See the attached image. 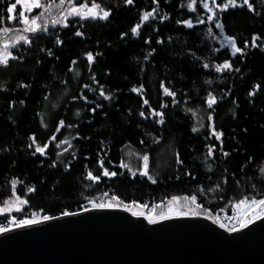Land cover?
<instances>
[{"label":"trees","instance_id":"obj_1","mask_svg":"<svg viewBox=\"0 0 264 264\" xmlns=\"http://www.w3.org/2000/svg\"><path fill=\"white\" fill-rule=\"evenodd\" d=\"M202 1L71 0L110 15L64 26L52 25L59 10L43 1L27 32L13 29V0H0L2 38L30 40L13 42L0 65V204L23 201L0 228L175 197H195L211 219L264 199V0L217 10L210 23ZM214 22L241 51L216 49ZM125 148L148 156L153 181L120 165Z\"/></svg>","mask_w":264,"mask_h":264},{"label":"water","instance_id":"obj_2","mask_svg":"<svg viewBox=\"0 0 264 264\" xmlns=\"http://www.w3.org/2000/svg\"><path fill=\"white\" fill-rule=\"evenodd\" d=\"M0 264H264V218L228 232L203 216L89 208L1 231Z\"/></svg>","mask_w":264,"mask_h":264},{"label":"rangeland","instance_id":"obj_3","mask_svg":"<svg viewBox=\"0 0 264 264\" xmlns=\"http://www.w3.org/2000/svg\"><path fill=\"white\" fill-rule=\"evenodd\" d=\"M43 1L44 2L46 1V5L48 2L49 3L53 2L54 4H49L46 7L50 6V7L57 8L59 10L57 14L52 16L51 22L53 26H64L67 19L72 18V17H77L79 19H89V18L98 19L100 16L103 15V11H101L99 8L94 7L95 6L94 4L83 3L80 5H76L73 2L67 4V2H70L71 0H64L66 2L61 4V0H40V3L42 6H45V3L42 4ZM226 3H227V0H224V1L221 0V2H219V0H215V2H213V0H203L201 2L202 9L207 13V16H206L207 23H210L212 21V19L214 18L215 11L222 10V6ZM14 4L16 5L14 12L9 13V18L11 19V21L14 19L13 16H16L15 12L17 8H19L18 13L21 11H24V16L23 17L19 15L16 16L17 17L16 20L18 22H16V24L13 26V29L14 30L24 29L25 31L26 28L37 27L36 25L35 26L32 25L31 21L33 19H36L37 21V18L41 16V13L38 14V16H36V14H32L33 10H35L36 8L25 10L23 3H17V0H13V4L11 5V7ZM205 4L208 5V8H205L204 6ZM241 4H245L244 0H236V5H241ZM230 6L232 5H229L228 7ZM186 7L190 11L193 10L192 3H188ZM73 8L76 9V12L72 11ZM94 13L96 15V18H93ZM25 18L29 21L28 23H24ZM54 21H58V23H54ZM216 24L217 23L214 22L213 23L214 30L211 32H208L210 34L209 39L211 43L215 44L216 49L227 48L231 54L237 53L232 47L231 43L229 42L231 39L227 38L222 33L221 28L216 27ZM185 25H188V24L186 23ZM27 32H34V31H27ZM3 36L4 35H0V53H4L5 51H7L8 53L11 54L10 52L11 44L15 41L17 42L23 41V40H14L15 38H12L10 35L7 36L6 39L2 38ZM22 36L24 37V35ZM5 44L8 45L7 50H5V47H4ZM66 143L67 142H63L61 145L66 146L65 145ZM145 156L147 155L139 154L137 151L131 148H125L122 152V160H121L120 165L132 175L133 174L142 175L141 173L145 172L146 170L148 174L142 175V176H146L148 179L153 181L154 176L150 173L149 166H148L149 159L146 162L147 168L145 169V160H144ZM247 200L251 201L252 199H247ZM241 201L242 200L232 203V206H231L232 215H228L223 212L222 214L218 215L216 218H211V219L208 217L207 218L212 220V222L215 223L217 226H219L221 229L228 231V232L234 231L233 229H240L242 220H245V219L249 220V222L247 223L249 224L250 222L258 219V218H252V214L251 212H249L248 210L249 206L247 204L237 207V204H239ZM110 205L111 207H114V208H117V207L123 208L133 215L142 216L148 222H153V221H157V220H161V219H165L169 217H174V216H191V215L200 216L201 215L200 209L195 203L192 202L191 198L175 197V198H172L164 202L163 204H159V205L152 206V207H144V206H139L135 204L128 205V206L114 205V204H110ZM22 206H23L22 200L18 199L15 196H11L4 203L0 204V216L5 215V214H10V213H18L21 210ZM105 207H108V205H105L104 207L94 206L91 208H105ZM253 211H261L262 213H264V209H254ZM203 217H206V216H203ZM40 220L42 219H37L36 221H40ZM11 223L12 221L10 222L8 227L0 228V232L6 229L12 228V227L21 225V223L17 225H13ZM222 224L224 225L223 227H221Z\"/></svg>","mask_w":264,"mask_h":264},{"label":"snow or ice","instance_id":"obj_4","mask_svg":"<svg viewBox=\"0 0 264 264\" xmlns=\"http://www.w3.org/2000/svg\"><path fill=\"white\" fill-rule=\"evenodd\" d=\"M126 2H127L128 4H132V3H133V0H126ZM154 2H156V0H154ZM213 2H215V0H213ZM244 2L247 3V0H244ZM17 3H23V5H24V9H25V10L35 9V8H40V7H42V5H41V3H40V0H17ZM63 3H64V0H61V4H63ZM194 3H195V0H193V4H194ZM229 5H232L233 7H235V6H236V0H227V3L224 4V5L222 6V10H226L227 7H228ZM204 6H205V8H208V5H207V4H205ZM15 7H16V5L14 4L12 7L8 8L7 11H8L9 13H13ZM94 7L99 8V5H95ZM190 7H191V5H190ZM72 11H73V12H76V9L73 8ZM77 14H78V13H77ZM17 15L23 17V16H24V11L19 12ZM109 15H110V12H108V11H103V15L100 16L99 18H101V19H107ZM150 15H152V13H146V14H144V16H143V20L147 21ZM13 18H15V16H13ZM82 18H83V17H82ZM93 18H96L95 13L93 14ZM28 22H29V21L25 18V19H24V23H28ZM201 22H203V21H201ZM54 23H58V21H54ZM31 24L35 26V25H36V19H33V20L31 21ZM188 26H189V27L192 26L191 21L188 22ZM216 27H217V28H222V25H221L220 23H217V24H216ZM138 28H139V25H137V27H135V28L132 29L133 34H138ZM5 31H7V29H5ZM25 31H36V27L26 28ZM76 35L79 36V35H81V33H80V32H77ZM19 40H23V41H25L26 43H30V40H28V38L23 37V36L19 37ZM229 42L231 43L232 47L234 48V50H235L236 52L241 51L239 48H236V47H235V43H234V41H231V40H230ZM246 46H247V45H246ZM4 47H5V50H7L8 45L5 44ZM10 58H11V54L8 53L7 51H5L4 53H0V65L7 66V64H8V60H9ZM87 59H88L89 62H92L93 59H94V57H93V55H92L91 53H89L88 56H87ZM73 63H75V62H73ZM205 67H207V65H205ZM222 67L225 68V69H227V68L230 67V64H228V63H224V64L222 65ZM219 70H220V67L217 68V71H219ZM165 92H166L167 94H169V95L172 94V93H168L167 89H165ZM101 95H103V92H101ZM105 98H108V97H105ZM214 102H215L214 98H210L209 101H208L209 106L211 107L212 103H214ZM145 103H146V101H145ZM60 126L63 127V121L60 122ZM217 138H219V136H218ZM53 139H55V137H53ZM36 151H37V152H40L41 154H43L44 151H45V149H44L43 147H37V148H36ZM225 155H227V153H225ZM144 160H145V169H146V168H147V163H146V162H147V160H148V157L145 156V157H144ZM141 174H142V175H147L148 173H147V171L145 170V172H143V173H141ZM104 175H109V173L106 171V172L104 173ZM112 175H115V173H113ZM192 202H193V203L196 202V198H195V197H192ZM244 204H247V205L249 206L248 210H249V212H251V214H252V218H264V213H262L261 211H253L254 209H264V199H259V200H257V199H252L251 201H248L247 199H245V200H242L239 204H237V207H240L241 205H244ZM94 206H97V207H104L105 205L100 204V205H94ZM108 207H111V205L109 204ZM85 210H87V209H85ZM68 214H69V213H64V215H68ZM43 219L47 220V219H50V217L45 216ZM35 222H38V221H35V220L21 221V225H23V224L35 223ZM153 222H154V221H153ZM248 222H249V220H246V219H245V220H242V221H241V227L246 226V224H247ZM223 226H224V225L222 224L221 227H223ZM233 230L235 231V230H238V229H233Z\"/></svg>","mask_w":264,"mask_h":264}]
</instances>
